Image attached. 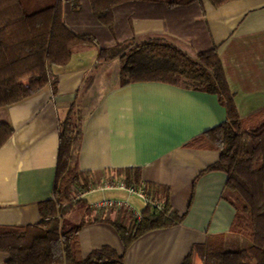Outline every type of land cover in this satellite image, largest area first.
<instances>
[{
    "label": "crops",
    "instance_id": "0c3cea01",
    "mask_svg": "<svg viewBox=\"0 0 264 264\" xmlns=\"http://www.w3.org/2000/svg\"><path fill=\"white\" fill-rule=\"evenodd\" d=\"M137 13L132 17L129 7L116 11L119 42L162 37L194 56L212 42L240 117L248 127L264 120V0H230L220 6L202 0L193 11L141 3ZM81 20L85 29L109 31L85 22L86 16ZM100 49L99 42L76 46L66 65L50 67L51 80L41 91L0 108V123L13 129L0 147V227L40 222L41 202L54 196L59 124L77 101L83 112L78 165L94 187L83 197L86 206L75 208L84 209L89 220L78 233L83 257L106 246L125 254V264H181L211 238L225 236L228 245H247V239L231 232L235 209L222 197L227 175L206 171L220 151L200 137L227 119L217 95L162 82L121 85L120 59L102 62ZM136 173L138 185L158 192L168 188L170 208L184 217L145 233L126 249L113 221L123 211L140 220L147 204L137 194L106 184L133 181ZM103 199L122 206H92ZM9 258L0 251V264ZM193 259L203 264L198 254Z\"/></svg>",
    "mask_w": 264,
    "mask_h": 264
},
{
    "label": "trees",
    "instance_id": "16d2710c",
    "mask_svg": "<svg viewBox=\"0 0 264 264\" xmlns=\"http://www.w3.org/2000/svg\"><path fill=\"white\" fill-rule=\"evenodd\" d=\"M209 1L220 6L230 0ZM141 3L173 4L193 11L202 0H0V108L41 91L51 80L50 67L66 65L76 46L93 42L101 43L102 62L120 59L121 85L162 82L217 95L227 119L200 137L208 138L220 151L219 160L206 171L227 175L222 197L235 209L231 232L243 236L248 244L231 246L225 236L211 238L195 246L181 264H194L195 254L203 264H264V120L248 127L240 117L235 92L212 42L195 56L162 37L142 43L119 42L116 11L129 7L132 17L138 16ZM83 16L85 22L105 25L109 31L83 28ZM114 41L115 45L110 44ZM59 130L54 196L41 202L37 225L0 227V251L10 256L6 264H125V254L106 246L86 257L81 254L78 233L89 220L83 218L76 224L68 217L75 208L86 206L83 198L75 199L77 190L91 185L90 174L78 165L83 134L79 102L60 121ZM12 132L9 124L0 123V147ZM129 179L127 184H139V174ZM145 190L163 209L157 211L147 204L140 220L123 211L113 221L126 249L145 233L179 223L184 217L170 208L168 188L158 192L145 185Z\"/></svg>",
    "mask_w": 264,
    "mask_h": 264
},
{
    "label": "built area",
    "instance_id": "2783aa9c",
    "mask_svg": "<svg viewBox=\"0 0 264 264\" xmlns=\"http://www.w3.org/2000/svg\"><path fill=\"white\" fill-rule=\"evenodd\" d=\"M113 186V187H119L122 189H126L131 193L137 194L140 198H142L146 204L151 205L154 209L157 211H161L163 209V205L154 201L146 192L145 186L144 185H135L131 184L128 185L124 180L119 181V182H112V183H107L106 187ZM94 187H89L88 189H78L75 199H81L85 196L87 191L93 190ZM95 209L101 210V209H113V208H118L122 206V202L117 201V200H112V199H103L101 201H98L92 205Z\"/></svg>",
    "mask_w": 264,
    "mask_h": 264
},
{
    "label": "rangeland",
    "instance_id": "374dc122",
    "mask_svg": "<svg viewBox=\"0 0 264 264\" xmlns=\"http://www.w3.org/2000/svg\"><path fill=\"white\" fill-rule=\"evenodd\" d=\"M117 76H118V74H117ZM117 78H118V77H117ZM115 80H116V79H115ZM258 126H259V125H258ZM85 213H86V212H84V209H82V211H81V210H77V211H73L72 213H70L68 217L70 218V220L72 221V223H76V224H78V223L81 222V220H82L83 218H86ZM82 214H83V216H82Z\"/></svg>",
    "mask_w": 264,
    "mask_h": 264
}]
</instances>
